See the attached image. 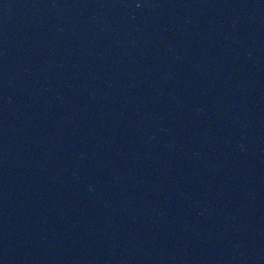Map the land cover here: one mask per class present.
<instances>
[{
	"label": "water",
	"instance_id": "water-1",
	"mask_svg": "<svg viewBox=\"0 0 264 264\" xmlns=\"http://www.w3.org/2000/svg\"><path fill=\"white\" fill-rule=\"evenodd\" d=\"M0 264H264V0H0Z\"/></svg>",
	"mask_w": 264,
	"mask_h": 264
}]
</instances>
